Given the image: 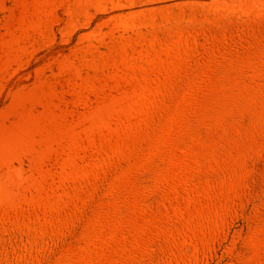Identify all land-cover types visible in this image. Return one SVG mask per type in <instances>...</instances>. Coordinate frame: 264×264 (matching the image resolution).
<instances>
[{
	"label": "rangeland",
	"instance_id": "1",
	"mask_svg": "<svg viewBox=\"0 0 264 264\" xmlns=\"http://www.w3.org/2000/svg\"><path fill=\"white\" fill-rule=\"evenodd\" d=\"M0 264H264V0H0Z\"/></svg>",
	"mask_w": 264,
	"mask_h": 264
}]
</instances>
